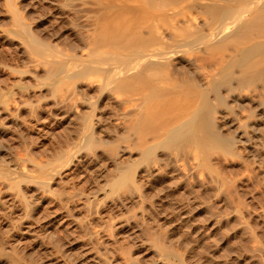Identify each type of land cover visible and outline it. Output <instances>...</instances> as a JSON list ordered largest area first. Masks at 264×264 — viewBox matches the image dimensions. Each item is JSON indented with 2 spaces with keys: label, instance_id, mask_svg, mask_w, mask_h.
I'll return each mask as SVG.
<instances>
[{
  "label": "rangeland",
  "instance_id": "374dc122",
  "mask_svg": "<svg viewBox=\"0 0 264 264\" xmlns=\"http://www.w3.org/2000/svg\"><path fill=\"white\" fill-rule=\"evenodd\" d=\"M0 264H264V0H0Z\"/></svg>",
  "mask_w": 264,
  "mask_h": 264
},
{
  "label": "bare ground",
  "instance_id": "6f19581e",
  "mask_svg": "<svg viewBox=\"0 0 264 264\" xmlns=\"http://www.w3.org/2000/svg\"><path fill=\"white\" fill-rule=\"evenodd\" d=\"M246 10V9H245ZM238 11H241V13H242V10H238ZM240 13V14H241ZM262 15V14H261ZM241 16V15H240ZM229 17V19H231V18H233L232 16L230 17V16H228ZM235 18V17H234ZM238 18V17H237ZM231 21V20H230ZM234 21V19H232V21L231 22H233ZM234 23V22H233ZM251 99V101H254V98L253 97H251V98H249V100ZM224 116V115H223ZM222 116V117H223ZM223 118H225V120H226V118H227V116H224ZM227 121H229L231 124V126L232 127H236L237 126V122L236 121H233V120H229V118L227 119ZM256 131H257V129L255 128V126L254 127H252L251 126V130L250 131H246V130H243L242 128H240V127H237V132H238V136H239V139H240V141H241V143H242V146L246 149V150H248L249 149V152H251L252 153V148H254L255 149V147H252V146H254V145H252L253 143H254V135H255V133H256ZM250 137H253L252 139H250ZM252 141H253V143H252ZM252 145V146H251ZM252 150V151H251ZM253 153H254V151H253ZM252 153V154H253Z\"/></svg>",
  "mask_w": 264,
  "mask_h": 264
}]
</instances>
